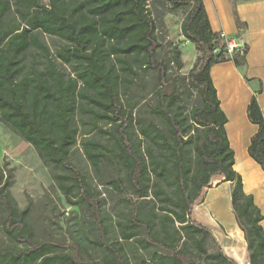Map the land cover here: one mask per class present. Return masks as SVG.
Here are the masks:
<instances>
[{
    "label": "trees",
    "instance_id": "obj_1",
    "mask_svg": "<svg viewBox=\"0 0 264 264\" xmlns=\"http://www.w3.org/2000/svg\"><path fill=\"white\" fill-rule=\"evenodd\" d=\"M47 1L44 5L41 0H0V121L30 143L44 163L71 173L76 193L92 209L95 245L105 254L100 264L127 262L123 247L108 241L100 204L69 161V148L75 139L72 115L76 99L92 104L102 119L115 125L118 164L125 170L130 198L135 201L130 200L131 210L119 223L121 240L142 235L138 240L142 248L154 247L151 264H235L207 229L191 221V210L202 190L209 187L213 176L220 175L231 184V204L245 236L249 264H264L262 216L252 197L244 194L241 177L233 170V152L224 129L226 118L210 77L215 64L230 61L237 68L243 67L247 47L242 54L227 53L219 34L211 31L202 0ZM230 1L240 30L244 25L235 11L237 2ZM157 4L184 12L181 37L200 53L186 79V87L195 95L186 112L177 105L181 93L175 73H169L168 68L171 63L176 70L181 69L179 49L172 48L168 61L156 58L161 48L156 32L162 23ZM11 10L16 20L10 23L7 13ZM38 32L64 42L55 58L71 67L74 77L57 69ZM30 50L37 52L43 67H32L23 75ZM111 58L125 76L122 81L126 85L139 79L134 68L155 74L152 97L142 87L136 92L150 115L136 121L137 146L128 132L131 119L118 96V75ZM259 93H254L247 107V119L257 127L247 152L264 173V117L257 101ZM110 184L125 192L118 171L113 172ZM6 185L0 169V203L7 211L2 230L10 240L26 247L0 246V264H97L82 261L75 243L31 242L23 214L14 216L11 200L2 190ZM148 195L166 213V221L173 227L178 224L173 229L175 236L162 239L152 235V227L140 216L136 203Z\"/></svg>",
    "mask_w": 264,
    "mask_h": 264
},
{
    "label": "rangeland",
    "instance_id": "obj_2",
    "mask_svg": "<svg viewBox=\"0 0 264 264\" xmlns=\"http://www.w3.org/2000/svg\"><path fill=\"white\" fill-rule=\"evenodd\" d=\"M41 2L44 5L48 3L47 0H41ZM155 9L161 13L162 18V23L156 32L161 44L156 58L157 61H168L172 56V48L175 46L179 49L181 69L176 70L171 63L168 64V68L169 73H175L178 91L181 93L177 105L186 112L195 101L194 93L186 87V79L200 53L191 43L184 42L181 37L179 27L184 15L183 11H172L168 5L159 6L158 4ZM7 18L10 23L16 20L12 10L7 13ZM38 37L49 49L57 69L65 76L74 77L72 68L55 58L56 51L63 47L64 42L40 32H38ZM111 64H115L112 58ZM32 67L37 69L43 67L34 50L27 53L22 74L30 72ZM115 69L118 75V96L123 103L127 117L131 119L128 132L137 146L140 136L136 131V121L146 120L150 115L145 101L136 92L139 87H142L149 97H152L156 84L155 74L134 68L139 79H132L131 84L126 85L122 81L125 76L118 70L117 64H115ZM129 88L130 92H128ZM130 105H132L131 108ZM98 113L100 112L92 104L76 99L72 115L75 139L69 148V161L81 175L85 187L100 204V214L108 230V241L123 247L127 264H151L150 255L154 247L142 248V244L138 242L142 235L129 241L120 239L119 223L131 210L132 201L130 200L135 201L134 198H130L131 188L125 170L118 164L115 125L109 124ZM155 122L159 124L157 120ZM159 126L167 131L165 125L159 124ZM104 131L108 134L103 133ZM0 169L7 180V185L2 190L11 200L14 216L17 218L23 214L31 242L52 240L65 244L75 243L80 249L82 261L93 260L97 264L101 263L105 254L95 245L97 231L93 222L92 209L76 193L71 173L52 164L44 163L30 143L1 121ZM115 171L119 172L125 192L117 190L110 184L111 176ZM213 185L211 180L209 187ZM136 203L139 206L140 216L150 223L153 236L162 239L166 236H175L173 229L177 228L178 224L173 227L169 221H166V213L159 210V205L155 204L150 195ZM6 215L7 211L0 203V246L14 249L26 247L25 244L13 242L3 233L2 217ZM65 252L69 253V251ZM200 264L205 263L201 261Z\"/></svg>",
    "mask_w": 264,
    "mask_h": 264
},
{
    "label": "crops",
    "instance_id": "obj_3",
    "mask_svg": "<svg viewBox=\"0 0 264 264\" xmlns=\"http://www.w3.org/2000/svg\"><path fill=\"white\" fill-rule=\"evenodd\" d=\"M211 31L247 47L246 64L237 68L230 61L210 68V77L226 118L224 126L233 152V170L241 177L244 194L253 199L262 216L264 232V173L249 157L247 149L257 127L247 119V107L257 90L264 117V0L239 1L236 14L243 23L235 25L230 0H202ZM189 43V42H186ZM214 185L203 189L191 210V221L207 229L222 252L235 264H249L247 243L231 204V184L223 176L211 178Z\"/></svg>",
    "mask_w": 264,
    "mask_h": 264
},
{
    "label": "built area",
    "instance_id": "obj_4",
    "mask_svg": "<svg viewBox=\"0 0 264 264\" xmlns=\"http://www.w3.org/2000/svg\"><path fill=\"white\" fill-rule=\"evenodd\" d=\"M219 36L223 40L226 51L229 55L233 52H238L240 54L243 53L245 47H242L241 44H239V42H236L234 40H227L225 35L222 33H220Z\"/></svg>",
    "mask_w": 264,
    "mask_h": 264
}]
</instances>
